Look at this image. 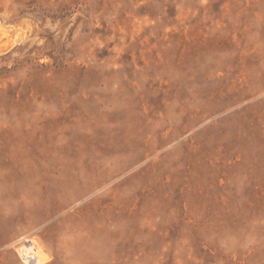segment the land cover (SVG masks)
Returning <instances> with one entry per match:
<instances>
[{
  "label": "rangeland",
  "instance_id": "obj_1",
  "mask_svg": "<svg viewBox=\"0 0 264 264\" xmlns=\"http://www.w3.org/2000/svg\"><path fill=\"white\" fill-rule=\"evenodd\" d=\"M28 241L264 264V0H0V264Z\"/></svg>",
  "mask_w": 264,
  "mask_h": 264
},
{
  "label": "bare ground",
  "instance_id": "obj_2",
  "mask_svg": "<svg viewBox=\"0 0 264 264\" xmlns=\"http://www.w3.org/2000/svg\"><path fill=\"white\" fill-rule=\"evenodd\" d=\"M22 251L25 253L26 258L30 259V262H32L33 264H42L44 260L48 258L47 257L44 259L40 254V251H38L35 247V244L31 241H28L27 245H24L22 247Z\"/></svg>",
  "mask_w": 264,
  "mask_h": 264
}]
</instances>
